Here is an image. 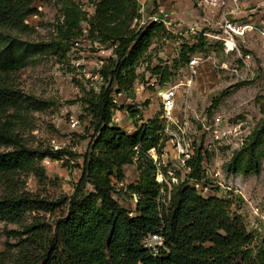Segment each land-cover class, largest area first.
Instances as JSON below:
<instances>
[{"label":"trees","instance_id":"obj_1","mask_svg":"<svg viewBox=\"0 0 264 264\" xmlns=\"http://www.w3.org/2000/svg\"><path fill=\"white\" fill-rule=\"evenodd\" d=\"M52 0H0V222L23 223L28 214L66 212L54 223L34 217L25 224L23 244L16 261L0 264H264V237L256 241L241 214L232 210V202L218 195H204L195 182L202 178L203 153L199 148L187 161L191 168L186 179L174 184L166 203L161 184L156 179L157 166L148 153H159L169 137L165 122L159 117L135 118L136 131L113 122L118 105L114 97L131 92L138 79L136 67L154 36L167 29L163 23L151 22L140 30L130 29L138 9V0H97L90 12L76 0H56L61 4L52 38L45 42L24 39L20 34L34 28L25 20L39 12L38 3ZM82 22L87 23L84 33ZM112 40L114 55L106 58L99 72L103 80L92 83L80 100L88 118L85 135L88 145L78 153L68 146L30 145L19 131L31 112L46 110L51 102L25 93L10 83V76L38 54L65 56L75 40ZM197 45H184L182 65H186ZM174 65L156 66L153 74L166 81L174 74ZM140 121V123H139ZM264 123L257 126L244 145L227 164L231 172L259 173L256 158ZM85 137V136H84ZM167 139V140H166ZM249 150L251 157L244 158ZM82 160L73 163L80 170L75 190L70 196L49 200L23 188L26 175L45 174L43 158ZM137 164L138 179L118 188L126 178L125 168ZM93 186L86 192V184ZM137 196L134 210L122 205L119 196ZM167 198V196H166ZM160 232L167 249L153 255L143 245L150 232ZM15 233V230H12Z\"/></svg>","mask_w":264,"mask_h":264},{"label":"rangeland","instance_id":"obj_2","mask_svg":"<svg viewBox=\"0 0 264 264\" xmlns=\"http://www.w3.org/2000/svg\"><path fill=\"white\" fill-rule=\"evenodd\" d=\"M76 1L90 12L95 11L97 0ZM140 1L146 2V6L163 3L173 12L171 15L173 21L171 29L166 27V32L162 31L154 36L143 60L136 67L138 79L146 80L153 74L156 66L163 69L172 65L175 78L182 77L187 72L186 65H182L181 60L183 46L197 45L195 52L187 51V55L201 57L197 75L190 90L181 92L173 115L180 120H189V132L195 144L203 140L202 143L207 145V149H204L206 153L203 154L209 162V168L220 170L217 178H210L211 183L202 193L231 200L232 210L242 215L255 240H261L264 237V134L255 153L259 159V173L231 172L227 169V164L239 149L232 153L227 146L229 140L216 139L211 131L204 129V124L207 126L219 115L224 124H236L240 121L241 126L248 128L246 130L250 136L257 126L264 123V34L261 31L264 30V26H260V20L264 18V0H138ZM39 4L42 5L38 7L39 12L29 17L28 23L34 29L20 35L31 41L45 42L54 34L55 21L61 13V4L56 0L37 5ZM138 12L137 9L136 14ZM139 14L141 15V12ZM225 16L236 21L253 22L260 26L259 30L253 29L247 31L244 36H237L235 38L237 46L227 50L221 37L222 19ZM82 25L84 28L88 26L86 22H82ZM139 26V22L132 20L130 29L137 31ZM111 42L109 39L96 45L91 39L83 37L80 46L72 47L65 56L38 54L11 74L10 83L27 94L51 102L46 110L31 112L28 116L29 121L19 127L28 144L34 146L43 144L54 148L68 146L78 153L86 150L88 138L85 135V128L88 126V118H81L84 105L80 97L91 88L92 83L99 82L93 65L98 53L93 46L108 45ZM248 51L252 53L256 73L241 77L236 74L234 68L241 66L240 56ZM117 97V104L124 106V109H118L117 112L120 117L117 123L121 126L133 128L135 118L130 115L131 108L137 112L138 118L148 120L159 117L165 124L168 123L156 88L144 85V88L134 89L126 94L121 93ZM71 117L78 120L77 127L71 126ZM169 129V132L165 131L167 137L172 134L170 132L178 131L179 127L170 123ZM4 148L2 146L0 150ZM156 151L158 152L157 149ZM148 153L151 158L157 157L158 154L162 163L161 171L165 175L168 174L166 170L176 164L175 149L169 139L161 153H156L152 148ZM249 157L251 153L246 150L244 158ZM81 160L82 158L78 157L67 161L53 160L46 164L43 159L41 164L45 168V174L29 173L24 177L23 188L49 200L70 196L80 176L79 168L73 163ZM125 170L127 173L124 185L118 183V188L125 189L128 183L138 179L140 172L136 163L130 164ZM189 172L186 167H179L176 171L181 180L186 179ZM156 179L161 180L160 175L157 174ZM193 181L192 178L189 180L190 183ZM93 189L91 184H86V192L89 193ZM162 190L164 192L165 188ZM2 193L3 184L0 182V195ZM136 198L137 196L131 197L129 193L119 196L122 205L132 210L135 208ZM65 212L66 209L60 207L53 213L40 212L38 215L37 212L30 213L23 223L0 222V260L8 263L17 260L23 244L21 238L26 236L23 233L24 226L30 224L35 216L52 224ZM12 230H15V233Z\"/></svg>","mask_w":264,"mask_h":264},{"label":"built area","instance_id":"obj_3","mask_svg":"<svg viewBox=\"0 0 264 264\" xmlns=\"http://www.w3.org/2000/svg\"><path fill=\"white\" fill-rule=\"evenodd\" d=\"M138 3H140L138 6L139 7L138 10L139 12H141L142 16L138 12V14L135 15L133 20L134 22L140 23L139 30L145 28L151 22L163 23L165 27L171 29V25L173 21V17L171 15L173 12H171V10H169L163 3L160 2L157 4H150L149 6L145 5L146 2L140 1ZM40 6L42 5L39 4L38 7ZM145 6L147 8H145ZM143 10H145V12L142 13ZM35 15L36 14H34V16ZM25 21L28 23L29 17ZM260 26H264V18L260 20ZM259 27L253 22L236 21V20H232L231 18H228V16H225L222 19V30H223L221 32L222 41L227 46V50H232L237 46L235 41V38L237 36H244L247 31H251L253 29L259 30ZM261 31L264 34V30ZM86 32H87V28H84V33ZM81 41L82 38L75 40L73 47L78 48V46H80ZM93 42L96 45L99 43L98 41H93ZM116 46L117 44H108V45L101 44L98 47L93 46L94 48H96V51L98 53V55L96 56L93 62V65L96 68L95 75L98 78L99 82L103 80V75L99 72V69L105 63L107 57H109L110 55H114V49ZM240 57L242 60V64L240 67L237 66V68H234L236 74H238L241 77L246 75L248 76L250 73L254 75L256 73L255 72L256 69L254 68V64H253L252 53L248 51L244 54H241ZM200 61H201L200 56L192 55L188 63L186 64L187 72L184 73L182 77L175 78V73H174L170 76L169 79L163 81L161 74H155L149 76L146 80L137 79L132 89V91L134 89L139 90L141 88H144V85L156 88L162 100L164 116L168 118V123L166 124L165 131L166 132L170 131L169 129L170 123L176 124L179 127L178 131L170 132L172 134H170V137L168 138L170 140V143L175 149L176 157L174 158L176 164L174 166H170L166 170L168 172L167 175H165V173L161 171L162 163L159 160L161 158L158 156V154L157 157L153 158V161L157 166V174L160 175L161 177V180H159V182L161 184L166 185L168 188L167 190H164V192L162 190V193L164 195L166 194L163 198V201H165L166 203L170 198V191L172 185L177 184L181 181L180 176L177 175L176 173L177 169H179V167L180 168L186 167L187 169L191 170V168L187 165V161L194 156V154L199 148H203V150L207 149L206 143H202L203 140H201L202 142L195 144V141L191 137L189 132V120L188 119L180 120L178 118H175V116L173 115L177 107V99L179 98L181 92L182 93L184 91L188 92L192 87L194 77L197 75L199 69ZM222 65L225 64L222 63ZM120 94L121 93H119L118 95ZM118 95L114 97V101L116 103H118V97H117ZM117 112L118 109L114 111L112 117L114 123H117V121H119L120 119ZM70 121L72 127H77L78 120L75 117H71ZM204 129L211 131L216 139L221 140L227 138L229 140L227 146L230 147L232 153L235 150L240 149L246 142L247 138L249 137L248 132L246 130L248 128L245 126H241L240 121L236 124H232V123L224 124L222 117L219 115L215 116L213 121L207 126L204 124ZM152 150L158 153L156 151V148H152ZM43 159H44V163L46 164H50L53 161L49 157H45ZM208 165L209 162L205 156V158L202 161L204 175H202V178L199 180L194 179L196 188L201 192L207 189V185L211 183L209 182L211 177L217 178L220 174V170H217L215 168L210 169ZM119 184L124 185V182H119ZM143 245L147 247L153 255L159 254L161 248L167 249L165 245L164 236L158 231L148 233L143 239Z\"/></svg>","mask_w":264,"mask_h":264},{"label":"crops","instance_id":"obj_4","mask_svg":"<svg viewBox=\"0 0 264 264\" xmlns=\"http://www.w3.org/2000/svg\"><path fill=\"white\" fill-rule=\"evenodd\" d=\"M146 120V119H145ZM115 124H117V125H120L121 126V124H118V123H115ZM123 127V126H122ZM133 128L132 129H134V130H132V129H127V128H125V127H123V128H125L126 130H128L130 133H134L135 131H136V126L133 124V126H132ZM130 165V164H129ZM128 165V166H129ZM125 172H126V170H125ZM127 173V172H126Z\"/></svg>","mask_w":264,"mask_h":264}]
</instances>
